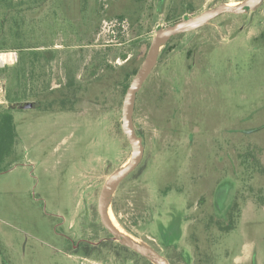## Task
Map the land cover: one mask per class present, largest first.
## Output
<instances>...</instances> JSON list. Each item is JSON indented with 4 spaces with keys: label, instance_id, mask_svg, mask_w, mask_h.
Returning a JSON list of instances; mask_svg holds the SVG:
<instances>
[{
    "label": "rangeland",
    "instance_id": "1",
    "mask_svg": "<svg viewBox=\"0 0 264 264\" xmlns=\"http://www.w3.org/2000/svg\"><path fill=\"white\" fill-rule=\"evenodd\" d=\"M241 1L0 0V114L14 121L0 149V264H152L98 213L131 155L119 68L144 58L158 26ZM58 84L73 111H46ZM133 124L144 153L114 191L113 223L171 264H264V0L167 41ZM84 240L96 246L76 254Z\"/></svg>",
    "mask_w": 264,
    "mask_h": 264
},
{
    "label": "water",
    "instance_id": "2",
    "mask_svg": "<svg viewBox=\"0 0 264 264\" xmlns=\"http://www.w3.org/2000/svg\"><path fill=\"white\" fill-rule=\"evenodd\" d=\"M262 0H243L240 3H220L195 15L185 16L166 26H158L145 56L130 80L121 105L120 126L131 146V155L127 162L115 169L105 180L98 197V213L103 226L122 245L140 253L152 264H170L169 261L146 243L138 242L122 232L111 220L109 205L118 184L140 163L144 146L142 137L137 134L133 124V112L137 94L147 77L156 66L160 49L174 36L189 32L210 23L224 13L242 14L253 11Z\"/></svg>",
    "mask_w": 264,
    "mask_h": 264
},
{
    "label": "trees",
    "instance_id": "3",
    "mask_svg": "<svg viewBox=\"0 0 264 264\" xmlns=\"http://www.w3.org/2000/svg\"><path fill=\"white\" fill-rule=\"evenodd\" d=\"M180 10V9H178ZM179 12V11H177ZM182 13H180L181 15ZM184 14V11H183ZM178 15V17L180 16ZM122 18V17H120ZM178 20V19H177ZM176 21V20H175ZM145 56V55H144ZM123 58H126L125 56H123ZM139 60V61H138ZM143 59H136V61H127L124 65H122L119 70H120V75L121 77H123L124 80V89L126 90L128 84L126 85L129 77L131 75H134L136 73V71L138 70V64L140 62H142ZM141 64V63H140ZM96 67H94L93 71L95 70ZM94 74V73H92ZM93 89V88H92ZM53 110V107H49L46 108V111ZM138 134V133H137ZM11 136V137H10ZM14 136V124H13V118L12 116L7 113V111L5 113L0 114V149H3V147H6V142L5 140L9 137L12 138ZM6 143V144H5ZM237 203L236 201H234V203L228 208V211L226 213L227 218L232 222L233 221V217H232V212L234 210L237 209ZM229 228V226H227Z\"/></svg>",
    "mask_w": 264,
    "mask_h": 264
},
{
    "label": "flooded vegetation",
    "instance_id": "4",
    "mask_svg": "<svg viewBox=\"0 0 264 264\" xmlns=\"http://www.w3.org/2000/svg\"><path fill=\"white\" fill-rule=\"evenodd\" d=\"M58 88L59 89H56V94H57V96L55 97V103H56V105L53 107L54 109H56V110H59V111H73L74 110V108H73V106H64V104H63V98H65V97H67V100L69 101V99L70 98H72L73 96H71V94H74V92L72 91V90H69V91H66L65 92V94L66 95H64V93H63V90L61 91V85L60 84H58ZM23 101V100H22ZM12 104V103H11ZM11 104H9V109H12V105ZM33 107H37V106H33ZM7 113H9L11 116H12V114L10 113V110L8 111L7 110ZM12 118H13V116H12ZM14 122V121H13ZM161 236H164L165 237V231H164V229L162 228V230H161V234H160ZM180 235V234H179ZM179 235H178V237H179ZM177 237V238H178ZM162 240V242L164 243V244H166V245H169L171 242H174L175 241V239H167V237L166 238H164V239H161ZM147 244L149 245V246H151L154 250H156L157 252H159L158 250H157V248L154 246V245H152L151 243H148L147 242ZM122 245V244H121ZM96 246V243H93V242H90V241H85L84 240V242L81 244L80 242H78L77 244H75L74 246H73V251L76 253V254H82V255H87V254H89L92 250H93V248ZM124 246V245H123ZM126 247V246H125ZM128 248V247H127ZM130 249V248H129ZM130 250H132V249H130ZM135 254H137V255H139V256H142V257H144L143 255H141L140 253H138V252H136V251H134V250H132ZM160 253V252H159ZM161 255H162V253H160ZM144 258H146V257H144ZM166 258V257H165ZM147 259V258H146ZM148 260V259H147ZM168 260V259H167ZM149 261V260H148ZM169 261V260H168ZM169 263H170V261H169ZM171 264V263H170Z\"/></svg>",
    "mask_w": 264,
    "mask_h": 264
},
{
    "label": "bare ground",
    "instance_id": "5",
    "mask_svg": "<svg viewBox=\"0 0 264 264\" xmlns=\"http://www.w3.org/2000/svg\"><path fill=\"white\" fill-rule=\"evenodd\" d=\"M230 4H231V5H234V4H232V3H230ZM0 58L3 59V56L1 55ZM112 216H113V215L110 214V218H111V220H112V222H113V217H112ZM116 224H117V222H116ZM121 231H122V230H121Z\"/></svg>",
    "mask_w": 264,
    "mask_h": 264
}]
</instances>
